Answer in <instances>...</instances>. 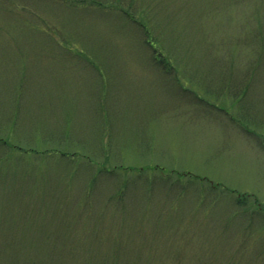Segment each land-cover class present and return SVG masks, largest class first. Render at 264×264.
<instances>
[{"label":"rangeland","instance_id":"1","mask_svg":"<svg viewBox=\"0 0 264 264\" xmlns=\"http://www.w3.org/2000/svg\"><path fill=\"white\" fill-rule=\"evenodd\" d=\"M0 264H264V0H0Z\"/></svg>","mask_w":264,"mask_h":264},{"label":"trees","instance_id":"2","mask_svg":"<svg viewBox=\"0 0 264 264\" xmlns=\"http://www.w3.org/2000/svg\"><path fill=\"white\" fill-rule=\"evenodd\" d=\"M174 174H176L177 177H179V174H177V173H174ZM212 187H213V189H218V188H221L222 186L221 185H217V184L216 185L215 184L214 185L212 184Z\"/></svg>","mask_w":264,"mask_h":264}]
</instances>
